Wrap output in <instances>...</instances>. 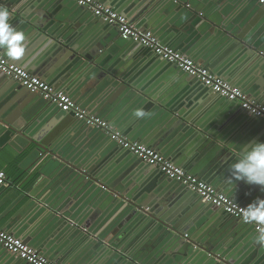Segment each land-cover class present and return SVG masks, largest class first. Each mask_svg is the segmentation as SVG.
<instances>
[{"label": "crops", "instance_id": "1", "mask_svg": "<svg viewBox=\"0 0 264 264\" xmlns=\"http://www.w3.org/2000/svg\"><path fill=\"white\" fill-rule=\"evenodd\" d=\"M95 1L124 15L136 27L152 32L163 45L176 49L230 85L238 87L249 99L264 104L247 93L248 90H252L253 94L258 93L264 87V66L259 62L260 53L255 50L251 53L229 51L230 45H223L226 38H217L213 34V27H205L204 24L210 23L205 13L209 15L207 11H213L218 20L233 21L237 27L235 31H243L242 26L247 25L246 29H250L247 36L257 34L254 38L264 46V7L253 0H165L157 13L156 8L163 0ZM17 8L21 13L36 17L35 20L45 19L51 9H58L60 12L57 11L56 15L60 14L66 24L58 21L53 27L60 30L62 35L72 37L77 49L90 51L98 46L96 42L101 38H113L117 46L110 63L107 58L108 65L116 74L126 75L130 85L127 83V89H119L121 82H118L119 85H116V80L113 83L105 82L112 76L100 79L95 72L84 77L82 73L65 75L68 69L63 64H71L68 59L70 52L59 49L60 44L54 45L42 34L28 32L24 24H19L20 19L10 25L24 34L25 53L21 59L13 60L0 48V53L9 62L49 85L54 84L53 87L65 92L81 109L107 121L129 140L153 148L176 166L234 201L250 199L248 195H238L240 198L237 199L235 195L238 184L242 186L241 181H234L232 185L227 179L230 176L228 167L235 162L231 158L233 152L218 141L217 145L210 146L208 143L214 139L196 126L199 123L204 129L208 128L210 134L216 126L221 127L218 131L233 133L235 147L244 145L249 139H252L251 144L255 143L264 137L263 130H256L258 124L249 122L251 119L237 109L236 104L233 107L222 105L225 101L223 98L202 88L175 65L154 54H146L140 44L125 42L114 28L88 11L79 10L70 0H20L15 10ZM71 29L75 30L71 32ZM16 87L20 89L13 80L0 73V97L8 96V93L16 96L17 93L13 91ZM21 93L29 98L16 96L18 100L11 103L23 106L25 102L19 100L25 99L26 103L32 101L34 105H39L38 135L53 136L59 139L62 149L75 150L79 154L77 162L98 172L102 180L115 186L125 181L127 187L122 192L140 194L148 206L145 212H151L156 207L164 215H173L185 224L196 220L193 224L196 233L222 217L218 215L221 210L210 208L182 185L172 184L165 176H160L158 170L149 171L150 168H146L142 162L139 164L132 154L125 152L104 133L86 130L88 128L72 115L64 114L52 104H45L40 96L30 94L24 88H21ZM166 105L173 111H179L181 116L174 117L172 114L176 113L173 111L168 113ZM136 109H143L148 115L137 118L134 115ZM237 118L243 119L244 124H235L233 128L232 123L239 121ZM183 120H187L188 125L184 126L186 122ZM253 132L254 135H251ZM9 142L10 145L5 144L0 148V172H4L11 182L5 188L0 186V230L22 239L57 264H119L97 247L102 243L91 233L103 238L112 237L114 244L122 241L124 244L148 245L149 248L143 249V253H148L150 247L164 241L160 234H147L146 227L134 223V219H128L118 205L110 204L102 192H97L92 186L74 181L62 185L60 179L64 176L66 181L67 177L55 168L59 164L57 161V164L54 163L50 157L28 161L25 141L16 139ZM242 147H239L240 150ZM257 198L260 199L255 197V200ZM41 200H49L48 206L42 205ZM49 206L56 208L57 212ZM52 213L55 218L51 216ZM185 234L190 235L188 232ZM234 238L228 236L225 242L231 243ZM237 240L240 244L237 255L250 253V257L258 256L264 261V247H256V240L249 241L246 236L241 239L238 236ZM165 248L161 249H168ZM155 255L158 259L162 256L161 264H171L172 257L168 253L165 257L160 253ZM11 261L12 264H26L0 248V264H10ZM178 264L210 263L203 258L196 260L194 256Z\"/></svg>", "mask_w": 264, "mask_h": 264}, {"label": "water", "instance_id": "2", "mask_svg": "<svg viewBox=\"0 0 264 264\" xmlns=\"http://www.w3.org/2000/svg\"><path fill=\"white\" fill-rule=\"evenodd\" d=\"M18 1L20 0H9L8 2L6 0H0V7L6 8L9 12L8 23L11 24L12 22L19 21L20 19L19 24L20 23L24 24V28L28 32H33V33L36 32L38 35L42 34L45 37H47L49 40L53 41L54 45L60 44L61 46H59L60 47L59 49L68 50L71 56L70 58H68L69 63H71L72 65L67 64L65 66V63L63 64V66L68 69L65 75H74V74L80 75L82 73L83 74L82 76L84 77L85 74L88 73L93 74V72H95L98 74L100 79H105L106 77H110L109 75H111L113 80L106 78L107 80L105 82L113 83V81L116 80L117 81L116 85H119L118 82L122 83L119 89L128 88L127 83L129 85L130 83L129 80L126 79V75L116 74L115 70H112V68H110V65H108L110 63V58H114V54H115L114 49L116 48L115 46H117V43H114L112 37H111L112 39L107 37L101 38L100 41L96 42L98 46L90 51L77 49L75 48V44H73L76 42L75 40H73L72 37H70L69 35H62L60 30L58 31L56 28L53 27L57 25L58 21L65 22L66 24V21H63L60 18V14L56 15V13L60 12L58 9H55L56 11L54 9H51V11L48 13V17H45V19L43 18L42 20L40 19L35 20L36 17L32 15L29 16L26 13H21L22 11L19 8L15 10ZM164 2L166 1L163 0L157 6L158 9L156 8V13L160 12L159 11L160 5L162 6ZM253 2L257 3L256 0H253ZM72 4H74L77 8H79V10L88 11L85 7L78 6L73 2ZM23 9L24 8H22V10ZM207 12H209V15H206L205 13L206 16L205 18H207V20L211 23L212 26L210 25V23H204L205 27L206 26L213 27L212 29L213 34H215L217 38H220L222 40L226 38L223 45H226V47L230 45L228 48L229 51L231 50L234 52L244 51L251 53L255 50L258 53H260L261 58L259 62L264 66V46H261L260 41H257V39L254 38L257 34L254 37H249V35L247 36V32L250 31V29H246L247 25L242 26L243 31L242 30L235 31L237 27H235L233 21H227L222 18L218 20L217 15L214 14L213 11L211 12L209 10ZM89 14L92 15L91 12H89ZM98 20L101 21L100 19ZM109 26H111L118 32V29L116 27L112 25ZM74 30L75 29H71V32ZM257 33L259 34L260 32ZM262 37L264 38V34L262 35ZM143 49L146 51V54H153L148 48L143 47ZM103 51L105 54L103 53ZM107 58H109V63ZM195 59H199V58H195ZM217 68H215L214 70L215 72L217 71L216 70ZM75 70L77 71L76 73H74ZM192 79L196 80L195 78ZM14 84L17 83L14 82ZM199 85L202 86L200 83ZM202 88L208 90L203 86ZM13 91L14 94L17 93L16 96H19L20 99L29 98L27 97L28 95L24 96L23 93H21V87L20 89H17L16 87L13 89ZM27 91L30 94L32 93L29 90ZM208 91L211 92L210 90ZM130 93L132 92L130 91ZM247 93L252 97L256 98L258 101L264 103V87H261L258 93L255 92L253 94L252 90H248ZM33 94L38 95L36 93ZM16 96H14L13 94L9 95L8 93V96L0 97V148L5 144L10 145L9 141L11 140H16V139L24 140L25 141L24 150L28 152V161L30 160L32 161L36 159L37 160L40 159L41 161L50 157L51 161H53L56 164L57 162L59 163L58 165H55L56 166L55 168H57L59 172L62 173V175L66 174L67 177L66 181L64 176L60 179L62 185L63 183L70 184L71 182L74 181L73 183L76 184L81 183L92 186V188L97 189V192L101 191L102 196H104L105 199L109 200L110 204L113 203L115 205H118L121 209L122 214L127 216L128 219H134L133 221L134 223L137 224L139 223L141 227H146L147 234H151L155 232L157 234H160L161 239H164V241L160 245L156 247L155 246L150 247V251H148V253H143L142 252L143 249L149 248L148 245L142 244V246H140L139 243H135V245H133L130 242L124 244L122 243V241L117 242L119 244H114V239L112 237L103 238L100 235H95L91 233L92 235L96 236V238L99 239L100 242L102 243L101 245L99 244V246L97 247L100 248L106 254V256H109L111 259H113V261H116L119 264H161L160 262L163 260L162 256L160 257V259H158L157 258L158 256H156L155 254L160 253L161 255H163V257H165V255L168 253L172 257L171 264L174 263L178 264L179 262L184 260H189L194 256L196 257V260H200L201 258H203L204 260H206V262L210 264H262L264 262L258 256L256 258H254V256L250 257V253H245L244 255H240V256L237 255V251L239 250L238 246H240L237 240L238 236L240 237V239L241 237L246 236L247 239H249V241L252 239L256 240L257 241L256 247L258 248L264 247V242H260L257 239L260 233L255 232L250 226L244 225L239 219H234L233 217L223 213V211H220V213H218L219 216H222L221 218L215 220V222L212 221L211 223L212 225L209 227L204 226L203 228H201V231L198 233L194 231L195 229L193 226L196 220H192V222L194 223L190 222L191 224H185L183 223L184 221L181 222L179 220H176L173 215L170 214L164 215L162 212L158 211L156 207L154 209H151V212L150 211L145 212L144 209L148 206L145 202H143V200L140 197L141 196L140 194L136 192L126 194L125 192H122L125 191L127 187L126 184H124L125 181H123L121 184H118V186H115L114 183L112 184V182H107L106 180H102L101 178L102 175L98 174V172L90 170L88 169L87 166L83 164L81 165L79 162H77V158H78L77 156L79 154H77L75 150L68 151L62 149L59 144V139H55L53 136L48 135V137H46L44 135H38L36 133V124L40 122V119H38L37 116L38 115L37 113L40 110L39 105H37V103H35L34 105L33 103H31L32 101L26 103L27 101H25V99L23 101L19 100L21 102H25L23 103V106L14 105L11 102H16L18 100ZM19 101L16 104H18ZM43 102H45V104L47 103L44 100ZM223 102L224 103L222 105H225L226 107L227 106L233 107L232 105L236 104L237 106L236 108L242 110L240 105L237 103L229 102L227 100ZM53 106L56 108L55 105ZM166 106L169 109L168 113L171 114L174 109L170 108L169 105ZM174 112L176 113V114H172L174 117L181 116L179 111L177 112L173 111V113ZM242 112L244 111L242 110ZM244 114H246V116L251 119L249 122L258 124L256 130L259 131L263 130V136H264V121L256 117L249 116L245 112ZM183 119L185 118L183 117ZM237 119L239 121L232 123L233 128L235 127V124H239V125L244 124L243 119L241 118H237ZM183 121L186 122L184 126L188 125L187 120H183ZM226 121H228V116ZM78 122L82 123L83 124L82 126H84L85 128H88L86 130L99 131L86 125L85 123L79 120ZM196 126L198 127L200 126L201 130L207 136H211L210 138L214 139L213 141L208 140L210 141V143H208L210 146L217 145L216 141H218L220 144L225 145L226 148H229V151L233 152L231 154V158L233 161H236L239 158V153L243 150V148L250 146L252 142V139H249L248 141L243 143L244 145H241L243 147L240 150L241 146H239L240 147L239 148L238 146L235 147L233 144V140L235 139L233 138L234 137L233 133L228 134L226 131H218L221 127L216 126V129L213 130L214 132L210 134L208 128L204 129V127L201 126V124L199 123H196ZM99 132L102 133L101 131ZM254 133L255 132H253V134L251 135H254ZM131 141L134 140L132 139ZM263 141H264V137H262L259 140L258 139L256 140V142H263ZM226 148L224 149V151H226ZM123 150L125 152L130 153L125 149ZM133 156L139 162V164L142 162L146 168H150L149 171L158 170L157 168L147 165L137 156L135 155ZM158 172L160 171L158 170ZM160 174H161L160 176L162 177L164 176L161 172ZM169 181L172 182V184H178L172 180ZM241 184L242 186L238 184L239 185L238 193L235 195V197H237L238 199L239 197L238 195H243L245 197L248 195L250 199L244 201L241 200L243 202L238 201L241 203L240 205L245 204L248 206L249 203H253L255 201V197H260V199H264V195H263L264 189H261L260 186L245 184L243 181H241ZM192 194L193 196H198L195 193ZM41 201H42L41 202L42 205L48 206L49 200H41ZM208 206L212 208L210 204H208ZM49 207L51 209H54V212H57V209L54 208L53 206L52 207L49 206ZM51 216L55 218V214L52 213ZM63 216L66 217L65 214H63ZM58 219L61 220L60 217H58ZM220 222H222L223 224H220ZM226 225H228L227 228L225 227ZM84 230L86 231V229ZM88 232L90 233L91 231L89 230ZM187 232L190 233V235L185 234ZM241 232L243 233L241 234ZM184 235H187V237L184 238ZM228 236H231L233 238L235 237L231 243L225 242V238ZM164 246H166V248L168 249L163 251L161 248ZM229 246L231 247V249L233 248L232 250L234 251H232ZM0 248H2L1 245ZM3 250L5 251V249ZM12 256L17 258L15 255ZM10 264H12V261Z\"/></svg>", "mask_w": 264, "mask_h": 264}, {"label": "built area", "instance_id": "3", "mask_svg": "<svg viewBox=\"0 0 264 264\" xmlns=\"http://www.w3.org/2000/svg\"><path fill=\"white\" fill-rule=\"evenodd\" d=\"M70 1L78 6L85 7L94 17L100 19L105 24L116 27L121 39L148 48L155 56L175 65L181 72L191 78H195L196 81L212 93L229 102L239 104L241 109L249 116L264 121V104L249 99L238 87L230 85L176 49L163 45L152 32L136 27L124 15L95 0ZM256 1L260 6L264 7V0ZM0 73L16 82L21 88L40 95L44 101L55 105L61 112L70 114L75 119L101 131L119 147L137 156L147 165L157 168L169 180L182 185L192 193L198 195L203 202L223 211V213L234 219H239L244 225L250 226L255 232L261 234L264 226L243 222L242 214L246 207L240 205L224 193L219 192L205 181L189 174L183 168L176 166L153 148L143 143L129 140L107 121L81 109L65 92L30 74L24 68L9 62L1 53ZM9 185H11L10 180L4 172H0V186L7 187ZM186 237L187 235H184V238ZM0 245L7 253L15 255L27 264H57L46 259L38 251L28 246L22 239L2 230H0Z\"/></svg>", "mask_w": 264, "mask_h": 264}, {"label": "clouds", "instance_id": "4", "mask_svg": "<svg viewBox=\"0 0 264 264\" xmlns=\"http://www.w3.org/2000/svg\"><path fill=\"white\" fill-rule=\"evenodd\" d=\"M9 12L0 7V48L6 51L8 57L19 60L24 56L25 36L14 29L9 23ZM135 117L144 118L148 115L143 109H136ZM230 176L228 181L234 185V181H243L245 184L258 185L264 189V142H255L244 147L239 153V158L228 167ZM242 219L244 223L264 226V199L257 198L244 208ZM264 242V229L257 237Z\"/></svg>", "mask_w": 264, "mask_h": 264}]
</instances>
